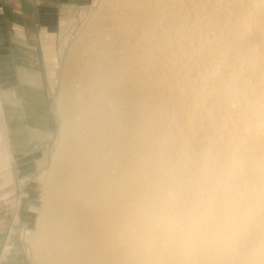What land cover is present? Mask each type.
Wrapping results in <instances>:
<instances>
[{
  "label": "bare ground",
  "instance_id": "obj_1",
  "mask_svg": "<svg viewBox=\"0 0 264 264\" xmlns=\"http://www.w3.org/2000/svg\"><path fill=\"white\" fill-rule=\"evenodd\" d=\"M77 28L59 71L46 56L59 140L32 260L264 264V0H98ZM12 148L0 86V159ZM203 187L220 226L192 252L159 209Z\"/></svg>",
  "mask_w": 264,
  "mask_h": 264
},
{
  "label": "rangeland",
  "instance_id": "obj_2",
  "mask_svg": "<svg viewBox=\"0 0 264 264\" xmlns=\"http://www.w3.org/2000/svg\"><path fill=\"white\" fill-rule=\"evenodd\" d=\"M9 1L13 15L5 14L0 3V86L15 159H0V264H39L32 260L26 237L36 231L44 206L40 186L59 140L60 123L56 93L48 78L53 65L46 56L57 55L59 71L60 49L66 38L78 33V25L98 0ZM20 1L25 15L17 17ZM42 31L53 35L43 38ZM6 162L12 163L10 172L4 168ZM6 246L8 251L2 257Z\"/></svg>",
  "mask_w": 264,
  "mask_h": 264
},
{
  "label": "clouds",
  "instance_id": "obj_3",
  "mask_svg": "<svg viewBox=\"0 0 264 264\" xmlns=\"http://www.w3.org/2000/svg\"><path fill=\"white\" fill-rule=\"evenodd\" d=\"M218 191V187H203L194 190L190 199L166 203L159 209L167 235L175 246L197 252L215 243V231L220 226Z\"/></svg>",
  "mask_w": 264,
  "mask_h": 264
},
{
  "label": "crops",
  "instance_id": "obj_4",
  "mask_svg": "<svg viewBox=\"0 0 264 264\" xmlns=\"http://www.w3.org/2000/svg\"><path fill=\"white\" fill-rule=\"evenodd\" d=\"M1 4H3V8L5 7V14H6V12L7 13H10L11 15H13L14 13L13 12H11V10H13V8L12 7H9V5L8 4H11V1H9V0H3V2H0ZM16 12L17 13H15L16 14V16L18 17V16H21V15H18L19 13L20 14H23V16L25 15V8H24V4L22 3V1H20L18 4H17V7H16ZM2 13V12H1ZM13 13V14H12ZM1 16V15H0Z\"/></svg>",
  "mask_w": 264,
  "mask_h": 264
}]
</instances>
